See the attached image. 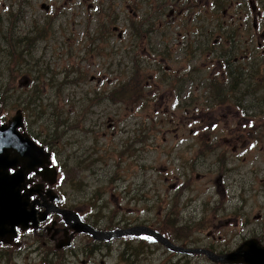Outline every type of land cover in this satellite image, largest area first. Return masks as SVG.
<instances>
[{"label":"rangeland","instance_id":"rangeland-1","mask_svg":"<svg viewBox=\"0 0 264 264\" xmlns=\"http://www.w3.org/2000/svg\"><path fill=\"white\" fill-rule=\"evenodd\" d=\"M43 1L57 11L48 16L40 8ZM28 2L0 0V114L5 123L24 116L28 134L57 151L68 175L58 190H66L69 203L87 211L94 205L101 227L126 217L154 224L160 215L172 242L211 252L210 260L136 243L130 247L137 251V264L222 263L244 241L264 242V52L241 45L245 59L227 62L228 73L213 79L226 90L225 100H204L201 86L191 93L193 100H183L185 108L171 99L149 101L152 89L131 82L143 74L157 88L150 79L157 69L128 65L127 54L119 51L124 43L108 36L103 21L111 16V22L113 13L80 8L74 0ZM6 6L14 7V17L21 7L24 13L7 34L1 30ZM115 14L123 16L122 2ZM24 37L29 41L22 44ZM22 49L31 52L24 61ZM212 124H218L215 130L209 129ZM205 128L210 138L201 133ZM191 129L199 131L193 138ZM23 136L31 144L30 136ZM97 171L95 181L90 175ZM142 208L146 212L140 215ZM107 246L113 264L125 249L119 242ZM150 253L154 257L146 258ZM10 257L1 256L0 264Z\"/></svg>","mask_w":264,"mask_h":264},{"label":"flooded vegetation","instance_id":"flooded-vegetation-1","mask_svg":"<svg viewBox=\"0 0 264 264\" xmlns=\"http://www.w3.org/2000/svg\"><path fill=\"white\" fill-rule=\"evenodd\" d=\"M14 1L20 2V0ZM34 1L36 0H29L27 5L30 6ZM49 1L52 3L54 0ZM74 1L79 3L78 7L80 8L86 5L89 10L94 9L97 13L105 8L106 12L109 11L116 16L111 22L109 21L111 16H107L103 21L107 26L108 36L116 35L118 41L124 43V50L119 51L127 54V62L130 67L141 66L140 68L153 67L157 69V74L155 73L150 78L155 82L157 88L146 83L151 85L149 89H152L149 100L171 99V101H176V106H181L184 104L183 100H193L194 96L191 93L199 91L201 86L202 89L205 88L201 97L204 100H225L228 97L226 90L215 87L218 82L213 79L228 73L227 62L237 63L241 59H245L240 50L241 45L251 44L264 52V0H94L95 5L90 4V0ZM121 2L123 4L122 17L115 14L118 3ZM104 3H106L105 7ZM6 7L7 9L4 10L6 14L1 20V30L2 33L7 34L17 27L15 17L23 18L24 13L21 7L18 9L19 14L14 17L13 13L16 11L14 7ZM40 8H43L44 13H47L48 16L52 15V11H57L54 4H48L45 1L41 3ZM228 14L230 15L228 16ZM99 26L102 27V20ZM28 39V37H24L22 43H27ZM50 47L45 46L44 50H49ZM60 48L62 50L64 46L60 45ZM224 50L227 52L225 53ZM213 55H216V61L211 60ZM142 59L149 63L143 64ZM134 63L139 64L134 65ZM26 84L32 86L28 79ZM163 90L169 91V93L164 94ZM182 106L185 108L184 105ZM241 108L245 109L243 106ZM3 120L4 116L0 114V122L5 123ZM109 127L112 128L111 125ZM212 127L213 124L210 126L211 130ZM20 131L23 135L30 136L26 130L25 120ZM194 133L196 134L195 130L191 129L188 136L193 138ZM30 138L32 137L30 136ZM19 143L21 142L18 141L16 144ZM43 146L51 153H57L53 147L49 150L46 145L43 144ZM13 154L15 157L18 155L24 158L26 151L15 150ZM53 160H55L54 157ZM54 164L58 173H52V177L42 174L43 169L35 168L34 165L27 173H24L25 178L22 184L24 190L20 193L25 196L27 205L23 206L24 214L19 217L31 220L25 225L13 226L12 231L9 229L6 233H1L3 228L0 227V235H3V237L0 236V252H2L0 258L1 256H11L3 264H34L33 260L35 259L40 260L41 264H108L109 261H112L109 259L113 256V250L110 249L112 247H106V245L111 246L117 242L121 243L124 246L122 249L125 250L116 261L113 260V264H137V251L130 247V245L136 246V243L144 245L145 250L148 247L153 250V246L160 245L161 248H165L171 253L180 254L170 250L156 238L145 235L113 237L111 239L95 237L94 234L98 233H116L143 227L151 230V234L167 238L175 247L184 248L172 242L175 237L171 230L165 229L166 233H163L164 228L160 227L162 224L159 221L160 215L156 217L154 224L147 220H134L126 217L118 220L112 226L101 227V224L97 223L99 216L94 205L89 206L88 211L81 207L83 210L81 211L80 208H77L78 204L73 206L69 203L71 199L65 189L62 192L58 190V183L62 185L68 175L63 172L64 166L58 164L57 161H54ZM48 165L47 158L46 166L48 167ZM24 169L22 164L16 162L14 167L9 168L8 174L15 175ZM97 169L104 170V168ZM98 173L99 171L94 172L90 176L96 181ZM104 179H106L105 176ZM55 188L58 192L55 191ZM50 191L55 196L53 200L48 195ZM127 191L132 192L131 188ZM124 193L129 194V199L132 197L130 193L125 191ZM128 203L130 204V202ZM70 207L76 217L73 216L71 210L68 211L67 208ZM140 211V215H142L146 209L142 208ZM66 212L69 215H66ZM75 219L77 221H74ZM78 223L87 225L94 233L77 232L74 226ZM253 240H256L261 246L264 244L259 237L258 239L253 238ZM180 255L190 257L203 255L211 260L208 254L197 253L193 250H187ZM150 257L153 258L154 253L146 256L148 259ZM143 260L144 258L141 262Z\"/></svg>","mask_w":264,"mask_h":264},{"label":"water","instance_id":"water-1","mask_svg":"<svg viewBox=\"0 0 264 264\" xmlns=\"http://www.w3.org/2000/svg\"><path fill=\"white\" fill-rule=\"evenodd\" d=\"M21 126L22 116L19 113L13 120H11L9 124H3L0 126V227L3 228L1 233H6V231H9V229L12 231L13 226L22 224L25 225L29 220H31H25L23 217H19L24 214L23 206L27 205L25 196L21 195L20 193L22 190H24V187H22L25 178L24 173H27L31 167H33V165L35 167H38L39 165L44 166V164L47 162V155L45 154L43 157H40V148H38L32 142L31 144L25 143V146L28 150L26 151L25 158H22L23 156L18 155L15 157L13 152L15 151L16 146V150L25 149L21 143L16 144L20 140L24 141L22 135H20L18 132V128ZM29 155L30 157H27ZM16 162H18V164H22L25 169L23 171H18L15 175H9V168L14 167ZM52 173H54V170L46 169L42 174L51 175L52 177ZM48 195L52 200L55 199V196L52 195V191H50ZM66 215H69V213L66 212ZM74 229L77 232H93V230L87 225L79 223L74 226ZM136 235H153L158 241H160L170 250L180 252L187 251L185 249L175 247L171 242L162 236L159 237L155 234H151V230L143 227L123 230L116 233L108 232L94 234V236H96L98 239H111L113 237ZM0 236L3 237V235ZM223 262L230 264H264V248L257 245V241L255 240L247 241L236 251L224 257Z\"/></svg>","mask_w":264,"mask_h":264},{"label":"trees","instance_id":"trees-1","mask_svg":"<svg viewBox=\"0 0 264 264\" xmlns=\"http://www.w3.org/2000/svg\"><path fill=\"white\" fill-rule=\"evenodd\" d=\"M22 52H25V54H23V55H21V58L23 59V61H24V59L26 58V57H29V56H31V52L29 51V49H22L21 50ZM25 55H26V57H25ZM126 57V55L124 56V58ZM33 60V59H32ZM28 63H30L28 60H26ZM25 63V62H24ZM137 73H139L138 71H134L133 72V74L134 75H136ZM141 73H139V75H140ZM145 78H144V76H143V74H142V79L141 80H134V82L132 83L131 82V85H133V84H136V83H138V84H140L141 86H143V87H145V88H147V84H150L148 81H146V80H144ZM147 83V84H146ZM140 86V87H141ZM136 90H137V92H141L142 94H144V90L143 89H139V87H137L136 86ZM131 92H132V90H131ZM206 136H209V133H207L206 134ZM163 233H166L165 232V229H163Z\"/></svg>","mask_w":264,"mask_h":264},{"label":"bare ground","instance_id":"bare-ground-1","mask_svg":"<svg viewBox=\"0 0 264 264\" xmlns=\"http://www.w3.org/2000/svg\"><path fill=\"white\" fill-rule=\"evenodd\" d=\"M38 31V30H37ZM40 35H42V34H40ZM39 36V35H38ZM45 35H43V37H44ZM36 38V37H35ZM34 39V38H33ZM39 39V38H38ZM37 39V40H38ZM23 44V43H22ZM33 44V43H32ZM30 50V49H29ZM195 252H197V251H195ZM197 253H202V254H206V253H204V252H197ZM223 262V261H222Z\"/></svg>","mask_w":264,"mask_h":264}]
</instances>
